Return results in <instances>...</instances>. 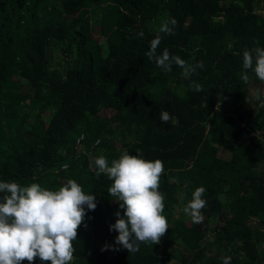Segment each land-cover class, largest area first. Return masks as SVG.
<instances>
[{
	"label": "trees",
	"instance_id": "16d2710c",
	"mask_svg": "<svg viewBox=\"0 0 264 264\" xmlns=\"http://www.w3.org/2000/svg\"><path fill=\"white\" fill-rule=\"evenodd\" d=\"M171 18L157 54L203 63L189 78L145 55ZM254 47H264V0H0V182L55 191L73 179L95 195L69 264H264V105L254 98L264 82L251 70L241 78ZM137 149L164 164L169 228L133 253L109 230L124 211L112 181L89 163ZM200 186L207 206L194 224L182 206Z\"/></svg>",
	"mask_w": 264,
	"mask_h": 264
},
{
	"label": "clouds",
	"instance_id": "9594fccd",
	"mask_svg": "<svg viewBox=\"0 0 264 264\" xmlns=\"http://www.w3.org/2000/svg\"><path fill=\"white\" fill-rule=\"evenodd\" d=\"M178 24L175 18L161 21L157 35L150 41L145 53L150 61L164 72H171L173 65L178 66L181 76L191 77L203 63L190 64L179 55L170 54L164 48L161 54L157 49L161 44L160 33L172 34ZM143 36V33H139ZM241 78L245 84L250 82L247 70H251L257 79L264 82V47L245 49L242 54ZM189 88L202 91V85L192 81ZM254 98L264 105L259 89ZM159 119L168 124L172 117L167 110H161ZM100 143V141H97ZM136 155L123 152L118 159L103 156L93 157L89 168L94 167L95 175L101 174L112 181L107 189L109 195L119 202L123 209L116 212V221L109 230H115V245L128 252H137L141 244H158L169 228L167 219L161 215L164 211L165 194L160 192V177L165 171L161 160H145L140 149ZM206 188L197 187L192 198L183 207V212L191 222L204 221L203 209L207 201L203 198ZM0 264H29L38 257L41 264H69L73 260V241L77 239V230L87 214L95 210L97 203L94 194H85L82 187L73 179L58 190H50L38 183L21 186L15 181L0 182ZM111 245L102 248L106 250ZM118 250V249H117ZM223 264H230V258H223Z\"/></svg>",
	"mask_w": 264,
	"mask_h": 264
},
{
	"label": "rangeland",
	"instance_id": "374dc122",
	"mask_svg": "<svg viewBox=\"0 0 264 264\" xmlns=\"http://www.w3.org/2000/svg\"><path fill=\"white\" fill-rule=\"evenodd\" d=\"M103 115H106L107 113L104 111L103 113H102ZM108 115V114H107ZM185 205H183L182 207H184ZM183 209V208H182ZM172 262H175V260H173Z\"/></svg>",
	"mask_w": 264,
	"mask_h": 264
}]
</instances>
